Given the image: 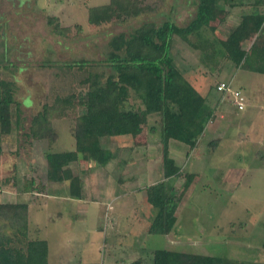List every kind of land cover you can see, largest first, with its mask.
<instances>
[{
    "label": "rangeland",
    "instance_id": "374dc122",
    "mask_svg": "<svg viewBox=\"0 0 264 264\" xmlns=\"http://www.w3.org/2000/svg\"><path fill=\"white\" fill-rule=\"evenodd\" d=\"M144 3L154 9L107 23L102 19L88 22L87 10L107 5L108 0H0V80L11 82L15 101L10 133L0 135V203L27 205L26 237L47 241L48 264H128L138 258L150 264L151 252L161 249L264 264V76L232 68L217 44L238 23L241 9H223L219 4L222 10H217L210 28L190 38L192 46L172 40L173 65L185 81L197 83L206 95L217 83H230L244 104L237 111L228 97L214 93L219 102L213 120L188 155L185 145L169 142V157L181 171L179 177L164 181L167 192L180 194L169 234H146L137 221V227H132L135 213L142 219L148 210L150 216L155 212L145 202L144 191L131 189H143L156 180L148 176L161 172L158 115L144 122L136 118L130 139L100 140L106 150L113 151L114 144L124 147L118 157L122 159L130 157L133 148L131 173L107 169L105 175L99 173L92 179L94 163L80 161L71 167L72 175L77 174L84 186L83 201H65L62 194L67 193V183L46 179L44 154L74 149L72 131L81 110L47 120L51 132L44 135L52 139L49 143L33 134L43 107L55 96L84 92L81 81L86 72H110L100 65L110 36L128 34L143 22L171 20L183 26L194 11L193 0ZM47 17H54L59 36L51 34ZM79 60L89 66L82 70L64 66ZM124 107L141 109L131 92ZM214 139H219L215 147L210 144ZM173 144L179 149L172 148ZM186 173L194 177L182 191ZM119 177L126 184L118 183ZM24 187L28 192H23ZM5 233L20 237L11 236L12 230ZM56 256H61L62 263Z\"/></svg>",
    "mask_w": 264,
    "mask_h": 264
},
{
    "label": "trees",
    "instance_id": "16d2710c",
    "mask_svg": "<svg viewBox=\"0 0 264 264\" xmlns=\"http://www.w3.org/2000/svg\"><path fill=\"white\" fill-rule=\"evenodd\" d=\"M192 4L193 15L183 26H178L171 20H164L159 24L143 22L128 34L110 36L106 42V53L100 61V65L110 72L107 75L103 72H86L81 81L82 86L86 87L84 92L77 96H55L50 105L43 107L41 116L34 121L38 122L37 131L33 133L35 137L47 138L50 143L52 139L44 135L46 131L51 132L46 128L47 120L62 117L75 108L81 110L72 131L74 149L67 152L47 151L43 157L47 181L55 184L67 183L66 196L83 200L84 186L77 174L72 175L71 167L80 161L104 167L112 159V153L100 146L101 139L130 137L135 129L136 118L144 122L148 116L158 115L162 177L158 183L143 190L145 202L155 211L147 227V233L152 235L169 234L173 227L175 210L180 202V194L167 192L164 183L167 179L179 177L181 172L175 161L169 157V142L176 141L185 145L187 156L213 120L214 108L219 102L218 94L222 96L216 89L201 96L185 81L173 65L170 53L172 40L177 39L192 46L190 38L201 29L210 28L217 10H222L220 6L228 10L241 9L238 23L232 25L225 38L217 41L225 61L237 69L256 51L251 48L248 53L244 52L240 47L241 43L259 32H264V0H193ZM153 9L144 0H108L107 5L89 8L87 21L102 19L107 23H118ZM223 18L225 16L221 22ZM54 20V17H47L46 25L50 27L51 34L59 36ZM64 66L82 70L89 65L86 61L79 60ZM130 92L139 101L140 110L133 111L131 107H124ZM214 93L217 94L216 97ZM213 99L215 101L212 105ZM14 105L11 82L0 80L2 136L10 133V113ZM218 140L214 139L210 144L215 147ZM173 147L179 149L178 145L173 144ZM193 177V174H184L182 191L189 187ZM23 192H28L27 187L23 188ZM26 210L27 205L23 203H0V264H47L46 242L26 237ZM7 230H12L11 236L20 237H8L5 233ZM261 246L264 249V239ZM128 264L143 262L138 258ZM150 264L243 263L221 257L161 249L151 252Z\"/></svg>",
    "mask_w": 264,
    "mask_h": 264
},
{
    "label": "crops",
    "instance_id": "0c3cea01",
    "mask_svg": "<svg viewBox=\"0 0 264 264\" xmlns=\"http://www.w3.org/2000/svg\"><path fill=\"white\" fill-rule=\"evenodd\" d=\"M202 30V29H201ZM200 30V31H201ZM244 44H247L246 48H243L242 46H244ZM241 49L244 50V52L248 53L249 50L252 48L253 50L256 49L255 53L253 55H250L247 57V59L245 60V62L242 64V66H239L237 69L239 70H244L246 71L248 74H256V75H263L264 76V32H259L257 35H253L247 39H245L241 45H240ZM259 51V53H258ZM262 53V54H260ZM225 60V59H224ZM251 62V63H250ZM201 96H205L206 93L205 91H203L200 87L197 86V83H195V85H192V83H189ZM229 110V108H228ZM216 129H218L216 127ZM128 137V136H127ZM128 139H130V137H128ZM113 142V139L111 140ZM197 145V143H196ZM118 148V149H117ZM123 148L122 146H118L116 144H114V148H113V151H110L112 153V159L110 160V162L108 164H106L104 167H99V166H95L93 168V174H91V178L92 179H96L99 175V173L105 175L107 173V169H111V170H116V171H120L123 172H130L132 171V169H134V167H132V164L135 163L134 162V156H133V148L131 149V144H129V148L132 150L130 152V157H128L127 159H122V158H118L120 156L123 155ZM128 151V152H129ZM140 155V154H139ZM144 158V157H143ZM131 159H133V161H131ZM140 159V158H139ZM129 161V162H128ZM136 161V160H135ZM81 162H79L78 164L76 165H80ZM134 165V164H133ZM89 167V166H88ZM91 167H89L90 169ZM131 170V171H130ZM162 172V171H161ZM161 172L159 173H156V176L154 177H150L148 176L149 178H154L156 180H153L152 182H150V184L148 186H151L155 183H158L160 180H159V176H161ZM112 173V172H111ZM138 178L140 175H138L139 173H137V170H136V173ZM132 175H130L128 177V179L131 178ZM135 178L136 175H134ZM145 179L147 178V176H143ZM129 182H131V180H128ZM127 181H124L121 179V177H119L118 179V183H124L126 184ZM126 186V185H124ZM148 186H145L143 189H131L132 192H135V191H143L146 187ZM138 188V187H137ZM110 191V190H109ZM109 191H106L109 192ZM67 195V194H66ZM66 195H63L62 194V197H65V201L67 202H71V203H74V202H77L79 201L78 199H71V198H68ZM80 201H83V200H80ZM149 206V205H148ZM150 207V206H149ZM152 208V207H150ZM146 210H148L146 208ZM155 213V212H154ZM154 215V214H153ZM153 215L150 216V211L148 210V214H146V217L142 218L141 219V216L139 213H135L134 214V222H132V225L134 224V228H136L137 226H139L140 228L142 227L143 228V231H145L146 234L147 233V227H148V224L151 222V219L153 218ZM137 217V218H136ZM175 218V217H174ZM136 221H137V226H136ZM45 239V238H44ZM124 239H127V238H124L123 237V240ZM32 240V239H31ZM39 240V239H38ZM42 241H45L46 242V245H47V241L46 240H42ZM58 255V254H57ZM57 258H59V261L62 263V261L60 260V257L61 256H56ZM49 263V260L47 262V264ZM90 264V263H89Z\"/></svg>",
    "mask_w": 264,
    "mask_h": 264
},
{
    "label": "built area",
    "instance_id": "2783aa9c",
    "mask_svg": "<svg viewBox=\"0 0 264 264\" xmlns=\"http://www.w3.org/2000/svg\"><path fill=\"white\" fill-rule=\"evenodd\" d=\"M216 91L221 93L222 96L228 97L231 106H233L237 111L243 109L244 99L238 90L231 88L230 83L219 82L216 87Z\"/></svg>",
    "mask_w": 264,
    "mask_h": 264
}]
</instances>
